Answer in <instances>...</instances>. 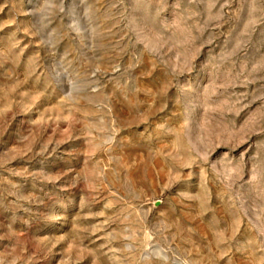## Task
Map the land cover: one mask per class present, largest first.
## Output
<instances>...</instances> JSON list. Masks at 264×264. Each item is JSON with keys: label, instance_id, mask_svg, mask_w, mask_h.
Masks as SVG:
<instances>
[{"label": "rangeland", "instance_id": "1", "mask_svg": "<svg viewBox=\"0 0 264 264\" xmlns=\"http://www.w3.org/2000/svg\"><path fill=\"white\" fill-rule=\"evenodd\" d=\"M0 264H264V0H0Z\"/></svg>", "mask_w": 264, "mask_h": 264}]
</instances>
